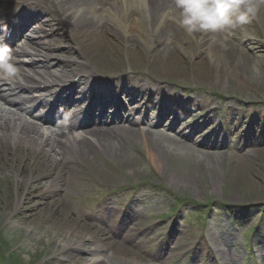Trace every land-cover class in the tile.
Wrapping results in <instances>:
<instances>
[{
	"label": "bare ground",
	"instance_id": "1",
	"mask_svg": "<svg viewBox=\"0 0 264 264\" xmlns=\"http://www.w3.org/2000/svg\"><path fill=\"white\" fill-rule=\"evenodd\" d=\"M12 2L14 6L8 9L0 0V22H6L0 23V30L5 27L8 31H13L11 40L8 41L13 47L16 46L14 38L23 39L24 33V39L22 42L20 40L19 49H13L10 53L17 73L11 78L0 75V157L5 163L11 164L12 160L15 163L13 174L17 200L14 213L26 212L31 207L32 190L41 192L36 199H41L42 202L49 199L65 212L70 211L72 207L66 202L65 195H70L68 190L75 188L76 179L84 184L96 183L103 186L104 176L110 180L117 177L118 180L125 167H138L139 161L143 159L139 156L141 150L134 144L138 137L145 144L160 145L166 151L168 147L164 145V141L187 149L191 148L188 141H203L201 147L204 150L218 151L221 149L219 141L230 148V140L239 134L242 116L236 109L231 111L237 118L231 123L230 130L224 133L216 126L217 117L211 116L216 107H211L204 117L198 115V110L204 112L210 107L209 98L200 99L197 94H188L184 99L182 97L185 94L170 87L168 82H174L170 78L171 73L187 75L184 70H188L197 83L205 80L201 81L196 73L211 79V73L216 71L222 81L226 79L240 85L247 84L246 79L233 73L235 69L232 64L234 55L239 54L245 61L252 59L260 66L259 62L264 57V39L248 45L253 32L250 29L252 24L219 32L189 34L179 26V11L175 8L174 0ZM7 13H10L8 18ZM256 19L264 29V9L257 14ZM36 21L38 24L34 25ZM53 35H59L62 39L67 37L72 41L78 55L87 63L74 61L69 57L66 60H41L42 52L39 53L37 48H42L41 41L44 37ZM5 38L6 36L0 40V45ZM114 39L119 43L113 44ZM241 43L245 45L244 48ZM45 44L50 45V41ZM37 45L40 46L36 47ZM51 46L57 54L65 53L55 42ZM120 54L125 59L122 64L117 62H122V57L117 56ZM80 69L90 72L79 73L86 74L80 85H73L76 78L69 84V76ZM159 69L165 74L164 78H161ZM196 69L200 72L194 73ZM110 73H116L121 78L120 87L113 89L97 78L98 74L108 76ZM108 84L112 85L110 81ZM41 85H48V88L43 89ZM95 86L97 89L93 90ZM34 89L39 91L36 95H33ZM92 90L95 95L89 99ZM80 91L83 93L82 100L74 99V93ZM51 93L56 94L52 96ZM84 99H89L90 104L85 105ZM183 110L188 113L177 115ZM157 111L158 114H155ZM34 116L39 117V121H33ZM208 123L218 130L204 136L207 128L203 131V127ZM147 124L155 129L145 128ZM165 124L168 125L166 130L158 129ZM178 125L185 132L189 131L188 137L183 140L171 134ZM244 137H248L246 141H254L248 135L241 139ZM152 139L157 140V143ZM256 141H262V138L259 137ZM145 151L150 165L160 170V160L154 151L148 146ZM105 156L119 161L124 157L126 161L110 176L102 168L105 165L110 170L113 169L112 163L104 160ZM216 158L219 159V156ZM93 161L101 167L94 174H85L82 165ZM19 167H23L21 172ZM23 183L28 186L26 192ZM58 193L59 196L56 197ZM262 201L264 200L228 203ZM42 204L39 202L37 209ZM132 220L134 219L129 221ZM14 223L16 222L11 225ZM70 225L68 233L55 243L57 251L52 257L54 263L75 258V263L78 264H150L141 255L128 250L129 247L117 243L118 241L106 240V228L91 224L90 220L84 219L83 212ZM175 251L171 250L169 257ZM80 253L89 257L78 256Z\"/></svg>",
	"mask_w": 264,
	"mask_h": 264
},
{
	"label": "rangeland",
	"instance_id": "2",
	"mask_svg": "<svg viewBox=\"0 0 264 264\" xmlns=\"http://www.w3.org/2000/svg\"><path fill=\"white\" fill-rule=\"evenodd\" d=\"M249 24H252L250 29L253 31L251 41L263 40L264 29L256 18H252ZM58 36L44 37L41 41L42 48H38L39 52L41 51L52 60L67 57L79 60L78 50L73 42L67 37L62 39ZM48 41L50 45L45 44ZM53 42L58 47H62L65 53L57 54L52 48L50 49ZM116 43L119 42L114 39L113 44ZM241 46L245 47L244 44ZM74 48L75 50H70ZM117 56L122 57L121 54ZM242 58L241 55L235 54L234 64H232L235 71L228 70L246 79L247 84L240 85L236 81L229 82L226 79L222 81L219 78L220 74L216 71L211 73V79L204 78L196 73L199 69H196L194 73L201 81L205 80L199 83L193 80L194 76L188 70H184V74L187 75L171 73L170 77L174 81L185 79L186 84L190 85L185 90L198 91L193 88L198 86L216 96H224L214 97L212 101L216 103L218 99L221 107L217 113L218 121L225 127L227 125L223 121L229 118L228 114L232 119L234 117L232 109L240 113L242 123L239 126V134L232 141L231 150L206 151L200 147V142L203 141L193 145L188 143L192 149L172 142L170 145L164 141V145L168 147L166 151L162 150L160 145L145 144L138 137L134 140V144L141 150L139 156L143 158L139 161L138 167L133 169L125 167L122 174L117 175L118 180L117 177L110 180L104 176L103 186L85 185L76 179L75 188L68 190L71 196L65 195L66 202L72 207L67 212L49 199L45 202L36 199L40 191L37 193L32 190L31 207L29 206L26 212L14 213L17 200L13 174L15 163L13 160L11 164L5 163L0 157V264H78L75 263V258H67L60 263H54L52 257L57 251L55 243L61 241V238L68 233L72 220H76L77 213L81 209H84L88 215L99 213L105 214V217H113L121 213L125 216L124 222L128 221L129 215H132L130 220H134L128 221L126 226L121 223L114 225L119 229L118 236L107 232L106 240L118 241L117 243L129 247L128 250L141 255L150 264H165V262L166 264H190L186 257L177 263L176 258L178 257H170L168 261L165 259L151 261L150 257L146 259V255L158 254V243L161 246L173 231L177 232L173 236L174 241L170 244L178 246V250L188 248L205 223L207 239L222 253L220 258L224 260V264H264V218L261 221L264 201L248 204L228 203L229 201L264 200V57L259 62L260 66L255 60L245 61V58ZM117 62L122 64L125 59L122 57V62ZM158 72L162 75V77L160 75L161 78L165 77V74L161 73L162 69ZM175 76L180 78H175ZM175 83H169V86L180 87ZM211 132L212 129L208 128L204 136ZM183 133L185 132L182 128L178 127L173 135ZM245 135L254 141H246L248 137L242 140L241 138ZM259 137L262 141L258 142L256 140ZM152 140L157 143V140ZM235 145L238 148H235ZM146 146L150 147L160 160V170L152 167L147 160ZM217 155L219 159L216 158ZM122 158L119 161L105 156L104 160L111 162L113 169L110 170L105 165L102 168L111 176L126 161V158ZM87 165L90 166L93 174L99 166L101 167L94 161ZM86 166L84 165L83 168L88 172L89 169ZM22 169L23 167H19V172ZM24 183L26 192L28 186ZM58 196L59 193L56 197ZM127 197L128 200L125 202ZM184 200L187 204L182 205ZM39 202L43 204L37 209ZM46 202L53 205L48 206ZM210 202L212 204L209 206ZM198 203L201 207L196 205ZM203 205H208L210 208ZM178 207H181L180 217L178 216V219L174 221V217L170 218V216L178 211ZM114 208H116L115 211ZM109 212L110 215L107 216ZM193 212L196 213V217L191 218L190 214ZM134 221L140 222L132 231L136 234L130 237L129 234L125 236L128 227L133 228ZM177 221L179 223H176ZM13 222L16 223L11 225ZM90 222L96 227L103 226L101 222L94 219ZM124 237L126 239H123ZM201 237L205 238V236H200L197 240L201 241L203 239ZM249 239L252 240V244L249 243ZM252 245L253 249L249 248ZM248 253L251 254L248 255ZM82 254L78 256L89 257ZM158 257L161 255L159 254Z\"/></svg>",
	"mask_w": 264,
	"mask_h": 264
},
{
	"label": "clouds",
	"instance_id": "3",
	"mask_svg": "<svg viewBox=\"0 0 264 264\" xmlns=\"http://www.w3.org/2000/svg\"><path fill=\"white\" fill-rule=\"evenodd\" d=\"M179 26L189 34L242 28L264 9V0H174ZM8 49L0 48V75L11 78L17 68Z\"/></svg>",
	"mask_w": 264,
	"mask_h": 264
}]
</instances>
